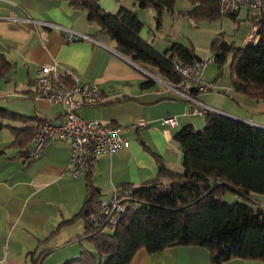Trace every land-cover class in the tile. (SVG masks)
Segmentation results:
<instances>
[{"label": "crops", "instance_id": "0c3cea01", "mask_svg": "<svg viewBox=\"0 0 264 264\" xmlns=\"http://www.w3.org/2000/svg\"><path fill=\"white\" fill-rule=\"evenodd\" d=\"M98 2L112 14L122 7L136 11L144 22L141 37L161 53L173 41L191 42L197 55L203 57L211 55V43L218 36L239 46L259 39V36L250 38L258 14L247 9L216 22L194 23L182 12L196 6L180 0L173 11L165 12L163 26L157 29L153 8L143 9L130 0ZM27 17L64 25L103 45L89 38L70 39L58 29L26 22ZM100 29L98 24L90 22L87 9L72 5L70 0H0V52L13 66L6 77L0 78V106L35 119L34 126L41 120L64 119L62 105L36 99L33 89L39 66L57 62L62 72L73 69L83 84L95 83L102 90L100 103L79 110L82 117L126 127L127 146L114 154L96 157L89 167L93 182L102 193L100 200L105 201L123 186L136 188L156 178L160 166L152 152L161 156L167 169L182 171L183 151L174 136L189 124L201 131L206 121L204 115L192 112L198 105L183 100L162 82L156 80L154 87L142 89L141 83L151 77L119 53L115 42L109 35L100 33ZM210 64L204 79L213 87L199 94V99L222 114L264 128V101L233 89L230 64L225 67L223 77L215 82L219 70L216 64L209 69ZM146 68L159 73L158 68ZM169 116H176L177 126L163 122ZM141 120L147 124L137 125ZM10 124L25 127L22 122ZM14 140L12 128H0V264L49 261V264H64L78 257L80 247H84L79 241L71 240L85 232V222L80 219L65 222L84 204L87 175L73 177L69 171L67 141L52 140L40 156L31 158L32 140L24 148L13 145ZM44 252L48 254L37 262ZM210 261L208 248L191 245L155 253L141 249L130 264H209ZM225 264H264V261L233 258Z\"/></svg>", "mask_w": 264, "mask_h": 264}, {"label": "trees", "instance_id": "16d2710c", "mask_svg": "<svg viewBox=\"0 0 264 264\" xmlns=\"http://www.w3.org/2000/svg\"><path fill=\"white\" fill-rule=\"evenodd\" d=\"M130 1L143 9L153 8L156 28L161 29L165 12L173 11L180 0ZM185 1L196 6L182 12L194 23L216 22L222 17L221 0ZM70 2L88 10L90 22L100 26V33L110 36L119 53L137 65L158 68L159 74L170 83L180 82L174 69L177 58L185 62L199 58L191 42L173 41L167 51L159 52L141 37L144 22L136 11L122 7L112 14L97 0ZM258 26L256 43L239 46L218 36L212 41L210 51L219 70L215 82L223 77L225 67L230 64L233 89L264 101V12ZM12 67L0 52V78L6 77ZM156 83L149 78L141 87L150 89ZM204 117L203 130L197 131L189 124L174 136L183 151L182 171L167 169L161 156L152 152L160 166L159 173L153 180L134 188L131 205L126 207L117 225L96 227L90 221L103 201L88 170L84 204L65 223L83 220L85 232L71 241H87L93 249L83 247L78 257L64 264H130L141 249L155 253L191 245L208 248L209 264H225L233 258L264 261V202L255 198L256 193L264 195V128L218 112L207 111ZM14 121L24 123L25 127L11 126L10 122ZM35 121L0 106V128L13 129V145L20 148L28 145L44 122L41 120L34 126ZM145 148L149 150L146 145ZM228 193L236 194L240 201H226ZM133 204H138V208ZM47 254H41L37 262Z\"/></svg>", "mask_w": 264, "mask_h": 264}, {"label": "built area", "instance_id": "2783aa9c", "mask_svg": "<svg viewBox=\"0 0 264 264\" xmlns=\"http://www.w3.org/2000/svg\"><path fill=\"white\" fill-rule=\"evenodd\" d=\"M242 9L258 14L250 34V38L254 39L259 30L258 21L264 12V0H221L220 2L222 17L234 15ZM24 20L33 25H45L63 31L70 39L89 38L100 43L86 34L78 33L61 24L42 22L31 17ZM212 62L214 58L210 54L199 57L193 62H185L177 58L174 62V69L180 78L178 84L170 83L159 73L132 63L152 79L162 82L183 100L198 105L192 108L193 113L204 115L207 111L223 113L199 99V94L213 87L204 79L206 67ZM33 89L36 99H46L50 103L62 105L65 108V117L58 122L44 121L39 125L32 137L31 158L40 156L52 140L67 141L70 144L68 169L73 177H79L88 172L96 157L102 154H114L127 146L125 126L105 123L97 119H87L79 114L81 108L100 103L102 90L95 83L83 84L75 70L62 72L57 62L42 64L34 78ZM163 122L173 127L178 124L176 116L166 117ZM146 124L147 122L141 120L137 125ZM133 193L134 188L130 186L116 190L110 199L102 202L100 210L91 215L90 221L96 227L117 225L126 207L131 205L129 201H132ZM133 206L138 208V204H133Z\"/></svg>", "mask_w": 264, "mask_h": 264}, {"label": "rangeland", "instance_id": "374dc122", "mask_svg": "<svg viewBox=\"0 0 264 264\" xmlns=\"http://www.w3.org/2000/svg\"><path fill=\"white\" fill-rule=\"evenodd\" d=\"M214 66H215V64L211 63L209 65V69L212 68V67H214ZM207 73H208V70L206 71V74ZM255 198H257V199H259L261 201H264V195L263 194L256 193ZM224 199L226 201H229V202L240 201V198L236 194H234V193H228V194H226V196H225ZM80 222H82V220H80ZM81 244H83L84 247H88V248L93 249V247L88 242H84L83 241L82 243H80V246H81ZM80 249H82V246L80 247ZM49 263H50V261L48 263H46V264H49Z\"/></svg>", "mask_w": 264, "mask_h": 264}]
</instances>
